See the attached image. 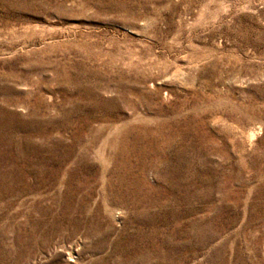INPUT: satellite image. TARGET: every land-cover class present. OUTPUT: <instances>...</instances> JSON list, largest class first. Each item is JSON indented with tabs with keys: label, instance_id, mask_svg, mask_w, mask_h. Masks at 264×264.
Wrapping results in <instances>:
<instances>
[{
	"label": "rangeland",
	"instance_id": "374dc122",
	"mask_svg": "<svg viewBox=\"0 0 264 264\" xmlns=\"http://www.w3.org/2000/svg\"><path fill=\"white\" fill-rule=\"evenodd\" d=\"M0 264H264V0H0Z\"/></svg>",
	"mask_w": 264,
	"mask_h": 264
}]
</instances>
